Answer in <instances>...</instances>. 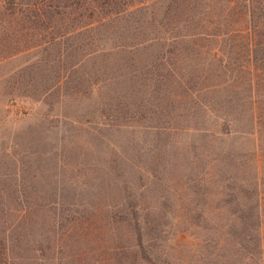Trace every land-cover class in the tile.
I'll return each mask as SVG.
<instances>
[{
  "label": "rangeland",
  "instance_id": "obj_1",
  "mask_svg": "<svg viewBox=\"0 0 264 264\" xmlns=\"http://www.w3.org/2000/svg\"><path fill=\"white\" fill-rule=\"evenodd\" d=\"M83 1L0 16V264H264L262 17Z\"/></svg>",
  "mask_w": 264,
  "mask_h": 264
},
{
  "label": "trees",
  "instance_id": "obj_2",
  "mask_svg": "<svg viewBox=\"0 0 264 264\" xmlns=\"http://www.w3.org/2000/svg\"><path fill=\"white\" fill-rule=\"evenodd\" d=\"M64 0H0V16L1 14H7L10 17L17 16H35L36 18L41 19H48L52 11H56L61 7V3ZM136 0H84L82 9L84 7L87 10H91L90 13L93 15H97V18L102 20L101 22H107L109 19H115L118 21H121L123 18L127 17L126 14H132L135 12L133 9L135 6ZM166 6H165V12L164 16L162 18H165V20H174L177 15H182L183 13L188 12L189 10L192 11L193 5L191 0H165ZM64 3V2H63ZM68 3V2H66ZM87 3V4H86ZM250 3V12L251 15L256 17L257 19L259 17H262V20L260 23L261 25H264V7H258L257 3L259 4V0H249ZM71 6H67L66 9H71ZM102 11H108V14H102ZM19 14V15H18ZM104 16L105 19L102 17ZM100 22V23H101ZM259 23V24H260ZM166 25V24H165ZM163 26V25H162ZM179 27V24H177ZM178 39V38H177ZM264 46V42H263ZM262 53H264V47L262 50H260ZM256 56H254V62H256ZM240 194H242L243 190L241 188L238 189ZM256 197L254 199L255 205L254 209H252L253 212L258 211L259 205V196L257 193ZM260 216L257 217L256 215V221H247L242 222L240 224H236L237 230L240 234H245L247 236H253L257 235V246H260L259 243V227H260ZM230 227H225L227 233H231ZM237 232V233H238ZM259 249V248H257ZM256 249V250H257ZM246 260V259H245Z\"/></svg>",
  "mask_w": 264,
  "mask_h": 264
}]
</instances>
